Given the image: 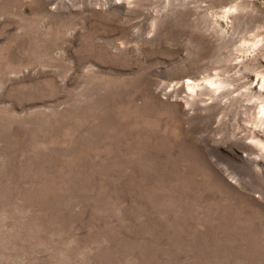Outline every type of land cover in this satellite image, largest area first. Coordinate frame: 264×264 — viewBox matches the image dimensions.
Wrapping results in <instances>:
<instances>
[{
  "label": "rangeland",
  "instance_id": "rangeland-1",
  "mask_svg": "<svg viewBox=\"0 0 264 264\" xmlns=\"http://www.w3.org/2000/svg\"><path fill=\"white\" fill-rule=\"evenodd\" d=\"M0 264H264V0H0Z\"/></svg>",
  "mask_w": 264,
  "mask_h": 264
}]
</instances>
